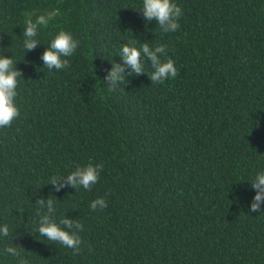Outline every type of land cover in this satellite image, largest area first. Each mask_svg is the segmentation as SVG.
<instances>
[{"label":"trees","instance_id":"16d2710c","mask_svg":"<svg viewBox=\"0 0 264 264\" xmlns=\"http://www.w3.org/2000/svg\"><path fill=\"white\" fill-rule=\"evenodd\" d=\"M173 2L180 27L163 33L142 0H0V55L22 73L20 114L0 128V264H17L6 246L28 264H264V203L249 211L264 172V0ZM48 14L25 51V20ZM60 30L79 45L49 70ZM133 41L166 45L175 78L152 84L144 58L145 73L126 68L110 92ZM89 163L103 165L91 190L48 183ZM37 198L53 199L58 224H83L78 255L39 235Z\"/></svg>","mask_w":264,"mask_h":264},{"label":"clouds","instance_id":"9594fccd","mask_svg":"<svg viewBox=\"0 0 264 264\" xmlns=\"http://www.w3.org/2000/svg\"><path fill=\"white\" fill-rule=\"evenodd\" d=\"M142 11V15L146 21H156L159 29L163 33L175 32L179 30L178 20L182 15L181 8L173 2V0H142V7L138 10ZM52 14L38 15L35 22L31 18L25 20V30L23 33V46L25 51L32 50L38 44L35 37L38 28L47 27ZM79 41L73 38L70 32L60 30L51 40L49 47L45 48L42 54L43 66L49 70H61L69 67L67 57L72 56ZM167 52V46L158 44L151 47L149 43H142L139 48L135 46V41L122 45L118 55L122 59V63L113 62L111 70L105 79L108 81L107 87L110 92H115L118 85L125 81V69H130L129 75L144 74L146 58L151 65L152 72L149 79L152 84L163 83L166 79L175 78L177 69L174 61L170 58L161 59ZM16 64V63H15ZM12 58L0 55V128L11 126L12 122L19 116V110L16 106L15 99L18 95V77L22 73L15 68ZM103 165H93L91 163L81 167L77 165L75 170L71 171L67 176L54 175L48 183L53 186L55 191H59L66 185L74 188L82 187L85 190H91L99 180L100 170ZM251 187L256 190V194L250 205V212H260L261 204L264 203V172H259L250 182ZM36 204L40 208H46L47 212L39 217L38 233L45 237L48 241L58 242L65 248L72 249L73 255H78L83 243L79 232L83 231V224L78 220H69L62 218L59 224L54 218H50L48 212H53L56 208L53 199L37 198ZM90 209L102 210L107 207V202L100 197L90 202ZM62 226V227H61ZM0 235L9 236V227L7 224L0 226ZM18 246H6L4 252L17 258V264H28L26 259L21 258Z\"/></svg>","mask_w":264,"mask_h":264}]
</instances>
